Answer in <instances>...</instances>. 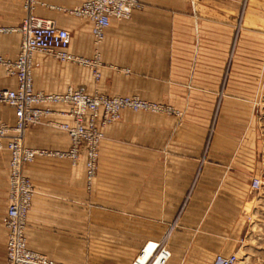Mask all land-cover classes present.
I'll use <instances>...</instances> for the list:
<instances>
[{
	"label": "crops",
	"instance_id": "obj_1",
	"mask_svg": "<svg viewBox=\"0 0 264 264\" xmlns=\"http://www.w3.org/2000/svg\"><path fill=\"white\" fill-rule=\"evenodd\" d=\"M138 1L143 9L113 19L96 47L93 24L72 13L85 0H34L31 10L24 0H0V27L19 28L31 13L70 33L69 53L100 54L97 80L88 68L36 53L37 92L137 96L180 113L123 112L104 129L92 185L84 150L75 166L60 157L26 165L35 188L28 247L59 264H135L148 243L165 245L166 264H213L232 254L241 264H264V18L238 24L243 0ZM20 47L18 32L0 34V57L15 61ZM17 87L0 66V91ZM50 109L27 128L25 146L66 153L71 142L60 126L73 124L71 108ZM15 120V110L0 103V121ZM6 145L0 264H7ZM254 179L263 183L259 190Z\"/></svg>",
	"mask_w": 264,
	"mask_h": 264
},
{
	"label": "built area",
	"instance_id": "obj_2",
	"mask_svg": "<svg viewBox=\"0 0 264 264\" xmlns=\"http://www.w3.org/2000/svg\"><path fill=\"white\" fill-rule=\"evenodd\" d=\"M34 0H24V7L31 10ZM143 9L138 0H85L83 5L72 13L93 24L92 36L98 47L105 39L106 30L111 21L128 20ZM18 32L21 35V47L15 61L0 57V66L15 76L18 87L14 90L0 91V103L15 110V123L9 125L0 121V149H7L11 155L9 179V205L4 218L8 230L6 245L7 264H59L48 257L33 252L28 247L27 226L28 215L32 208L35 188L24 172L25 166L39 157H60L69 159L75 166L85 153L86 179L92 185L99 169L100 147L104 139V129L120 120L122 113H166L180 115L173 108L153 103L137 96L110 97L99 93L87 94L69 88L64 94H46L34 88L33 57L36 53L52 56L62 63H72L92 71L97 80L102 65L100 54L93 58H84L68 52L70 33L58 28L54 23L43 21L29 13L19 28L0 27V34ZM264 86V73L262 77ZM52 105H69L67 114L73 124L65 123L60 127L67 132L71 147L66 153H54L47 150H36L25 146V132L28 127L38 126L42 119L51 115ZM263 183L254 179L253 188L259 190ZM148 243L135 264H166L171 252L163 243H155L153 253L145 257ZM213 264H241L236 254L218 255Z\"/></svg>",
	"mask_w": 264,
	"mask_h": 264
},
{
	"label": "rangeland",
	"instance_id": "obj_3",
	"mask_svg": "<svg viewBox=\"0 0 264 264\" xmlns=\"http://www.w3.org/2000/svg\"><path fill=\"white\" fill-rule=\"evenodd\" d=\"M260 17L264 18V0H243L242 1L241 10L238 13V24H240L244 19H249V18L258 19ZM154 248L155 246L151 244L147 247L146 251L151 249V252H150V255H151L154 251ZM148 257H146V259Z\"/></svg>",
	"mask_w": 264,
	"mask_h": 264
},
{
	"label": "bare ground",
	"instance_id": "obj_4",
	"mask_svg": "<svg viewBox=\"0 0 264 264\" xmlns=\"http://www.w3.org/2000/svg\"><path fill=\"white\" fill-rule=\"evenodd\" d=\"M145 261H146V259H144V261H143V262H145ZM143 262H142V263H143Z\"/></svg>",
	"mask_w": 264,
	"mask_h": 264
}]
</instances>
